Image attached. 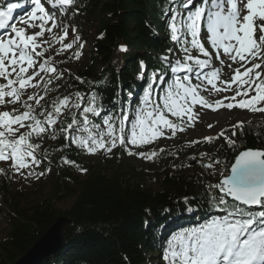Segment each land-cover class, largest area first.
<instances>
[{
    "label": "snow or ice",
    "instance_id": "snow-or-ice-1",
    "mask_svg": "<svg viewBox=\"0 0 264 264\" xmlns=\"http://www.w3.org/2000/svg\"><path fill=\"white\" fill-rule=\"evenodd\" d=\"M27 2L30 8L18 19L14 12L24 9V4L7 3L0 7V162L7 163L14 174L39 179L50 171L35 170L42 161L37 155L40 144L32 142L34 136L42 138L51 133L50 138L55 140L58 132L70 145L90 155L102 151L107 156L119 146L130 156L153 161L165 149H132L161 138L172 139L178 132L194 127L199 119L197 106L214 112L224 108L264 113V0H201L196 4L194 0H165L167 7L162 15L170 40L182 57L174 62L168 55L159 57L173 78L165 81V74L153 72L131 116L124 108L102 116L97 97L86 98L79 91L46 100L70 70L59 69L53 57L45 53L55 43L60 45L55 54L60 55L80 39L76 36L72 42L64 43L68 29L58 24L56 13L46 5L59 9L63 15L75 0ZM13 20L17 22L10 23ZM55 28H60L62 34L54 33ZM46 33L49 39H43ZM119 51H127L126 46L120 45ZM73 55L79 59L82 53L76 51ZM217 61L220 67L215 66ZM223 68L231 70L230 79H222ZM140 69H146L143 61ZM193 77L199 83H193ZM157 78L166 86L153 99ZM76 79L84 83L80 77ZM202 92L219 98L210 102ZM82 103L86 106L78 114L73 112L70 120H61L65 109H81ZM90 116L100 117L101 122L96 123ZM126 121H130V128H126ZM243 125L244 121H238L232 127L242 129ZM225 133L222 129L216 136L202 139L211 143L223 137L234 148L235 140ZM235 135L233 131L231 136ZM188 143L198 144L200 140ZM42 155L47 159L46 149ZM206 155L200 153L201 157ZM61 159L64 164H76L67 157ZM209 159L210 163H197L218 175L217 182L207 188L209 203L222 214L170 234L162 247V259L166 264H264V149L240 150L230 163ZM22 170H27V174ZM0 174H6V170L0 168ZM184 199L188 202L187 197Z\"/></svg>",
    "mask_w": 264,
    "mask_h": 264
},
{
    "label": "trees",
    "instance_id": "trees-1",
    "mask_svg": "<svg viewBox=\"0 0 264 264\" xmlns=\"http://www.w3.org/2000/svg\"><path fill=\"white\" fill-rule=\"evenodd\" d=\"M166 7L165 0H75L69 16L77 18L80 26L90 22L96 25L88 41L87 63L67 73L66 92L79 91L86 98L95 95L103 116L118 113L121 108L127 110L135 96L143 93L153 72L165 74V81H169L170 70L159 57L168 55L173 60L179 48L170 40L162 15ZM120 45H125L127 51H119ZM169 48L173 49L171 53L167 52ZM141 61L146 65L143 72ZM57 96L64 93L54 94L47 101ZM70 119L71 113L61 118ZM90 119L101 122L100 117ZM223 130L235 140L234 148L220 137L211 143L202 140L165 149L159 156L187 158L185 155L202 147L210 151V157L230 163L242 149L264 148V122ZM45 149V166L52 169L48 199L26 209L20 207L17 193L11 192L9 173L0 174V208L8 224L0 240V264L14 263L60 215L70 220L62 230L64 247L40 264H147L153 255L155 264H166L161 260L168 234L197 226L218 213L209 203L208 181L196 172L165 174L155 190L144 185L131 166L117 164L107 169L101 162L83 161L78 148L70 145L63 134L59 133L42 154ZM61 157L76 164H64ZM72 166L87 169L84 177L74 174ZM65 198H72L68 208L58 210L52 206L53 200Z\"/></svg>",
    "mask_w": 264,
    "mask_h": 264
},
{
    "label": "rangeland",
    "instance_id": "rangeland-1",
    "mask_svg": "<svg viewBox=\"0 0 264 264\" xmlns=\"http://www.w3.org/2000/svg\"><path fill=\"white\" fill-rule=\"evenodd\" d=\"M197 1V0H194ZM21 3L25 5L24 10H28L30 8V5L28 4L27 0H0V7H4L7 5V3ZM42 2L46 3V0H42ZM48 9L51 11H54L56 13V18L58 24H62L64 27L68 29V36L65 38L64 43H70L73 41V39L78 36L80 39L76 41V43L73 44V48L69 49L67 52H63L60 55L55 54V49L59 48V44H53V47L48 49V51L45 53L46 56H52L53 60L56 62V66L63 70V69H69L70 72L81 69L85 67V64L87 63V59L89 56V46L88 41L90 39V35L95 30V22H90L88 25L80 26V22L78 23L77 18H71L69 16V11L71 8H68L63 15L60 14L59 9H51V6L46 5ZM15 14V17L17 19L20 16H23L25 11L23 9H18ZM17 22V20H13L12 23ZM69 27H72V29H69ZM73 29L75 31L73 32ZM39 29H28L29 32L38 31ZM10 31V30H9ZM53 32L57 35L62 34V31L60 28L53 29ZM49 34H45L43 39H49ZM80 45H83L81 48ZM207 46V45H206ZM80 51L82 55L79 59H76L73 55L74 52ZM196 54L195 52L193 53ZM174 59L182 57V53L178 50H175L174 52ZM63 62V63H61ZM226 63H230L225 58ZM216 67H220L219 62H215ZM237 65H233V67H236ZM206 71V70H205ZM67 73H65L64 77L58 82L60 87L56 90H54L52 93L49 94L48 97H46V100L54 94L58 93H64V95L74 94L72 90L67 91L66 88V77ZM222 79H230L231 77V70L228 68L222 69ZM187 73H178V75L183 76ZM191 75V74H189ZM171 74V79H172ZM170 79V80H171ZM193 83H199V81L195 80L193 77ZM160 86L155 88L152 91V97L155 99L162 91V89L165 87L163 83H157ZM156 84V85H157ZM211 87L210 85L208 86ZM31 91V90H30ZM65 91V92H64ZM202 95L206 96L210 102H213L215 99L219 98V96H210L207 92H202ZM232 93H222L220 95H231ZM142 94H137L135 96L134 102L132 105L128 106L127 111L129 112L130 116L134 112L135 107L139 103V99L142 97ZM74 99V97H73ZM239 99V97H237ZM227 103V101H225ZM85 105L82 104L81 109H71L69 111L68 109H65V115H68L69 113H79V111L82 110V108ZM12 106H9V109ZM39 111V109H37ZM195 111L199 113V119L197 122L194 123V127H188L185 129L184 132H178L177 136L172 139H166L161 138L155 143L151 145H146L141 148H133L132 150L134 152H149L152 150H159L161 148L163 149H171L180 145H183L185 143H188L193 140H200L202 141L203 137L206 136H213L220 132L222 129L226 128H233L232 126L235 125L238 121H244V124H250V125H258L264 122V113H252L246 109H233L231 111L221 108L217 111H212L211 109H205L197 106L195 108ZM62 116V117H63ZM61 117V118H62ZM91 117V116H90ZM212 124L213 127L209 128L208 125ZM126 128H130V121L125 122ZM23 131V130H22ZM50 135H46L42 138L33 137L32 142L33 143H39L40 149L37 152V155L41 158V165L39 168H36V172L39 173L41 171H44L46 168L50 169V171L47 172L46 175L41 176L39 179L34 177H28L25 179L20 174H14L10 169H8V164L5 162H0V168H3L6 170V172L9 173L11 178V192L17 193L18 203L20 207L26 209L28 207H31L32 205L46 200L49 198V195L51 194V187H52V169L49 166H45V159H43L42 151L43 149L49 145L54 143L58 137L59 133L57 132V139L53 140L50 138ZM129 147H132L129 145ZM264 149V148H262ZM81 153V159L87 163H98L101 162L103 166H105L107 169H110V167L120 164L124 167L131 166L133 169L137 172V174L141 177V181L144 185L150 186L153 189H158V182L165 176V174H190L196 172L199 174L203 179L207 180L208 183H216V180H218V175H213L211 169H206L202 167L201 163H197V161H202V163H210L211 160L210 157V151L206 150L202 147H199L198 150H193L190 154L185 155L187 158H183L181 156H173L169 159L161 158H154L153 161H147L142 158H138L135 155H128L121 147H117L113 149L112 153L109 155H105L102 151L98 152L95 155H90L85 153L84 151L78 149ZM200 153H206L207 155L204 157L200 156ZM195 156L196 160H192L191 157ZM211 159H215L211 157ZM71 171L74 174H77L80 177H84L85 172H81L78 167L72 166L70 167ZM25 172V175L27 174V170H22ZM72 202V198H65L61 199L60 201H52V206L55 209L58 210H64L70 206ZM222 213H216V215H220ZM8 228V224L5 219V212L4 209L1 210L0 208V240L3 239L6 235ZM168 237L170 234L167 235ZM167 237V238H168ZM166 238V239H167ZM152 260H148L147 264H155V261L153 260L155 258V255L152 256ZM163 263H166L163 259L161 260Z\"/></svg>",
    "mask_w": 264,
    "mask_h": 264
},
{
    "label": "water",
    "instance_id": "water-1",
    "mask_svg": "<svg viewBox=\"0 0 264 264\" xmlns=\"http://www.w3.org/2000/svg\"><path fill=\"white\" fill-rule=\"evenodd\" d=\"M232 162H234V158ZM69 223L70 220L63 215L56 217L53 223L48 227V229L31 245V247L21 257H19L12 264H40L43 259H46L56 252L60 251L64 247L62 230Z\"/></svg>",
    "mask_w": 264,
    "mask_h": 264
},
{
    "label": "bare ground",
    "instance_id": "bare-ground-1",
    "mask_svg": "<svg viewBox=\"0 0 264 264\" xmlns=\"http://www.w3.org/2000/svg\"><path fill=\"white\" fill-rule=\"evenodd\" d=\"M16 3H17V2H16ZM17 11H19V10H16V12H17ZM23 11H25V10L23 9V10H22V13H23ZM16 12H14V16L16 15V14H15ZM12 22H13V21H11L10 23H12ZM2 32H3V30H0V33H2Z\"/></svg>",
    "mask_w": 264,
    "mask_h": 264
}]
</instances>
